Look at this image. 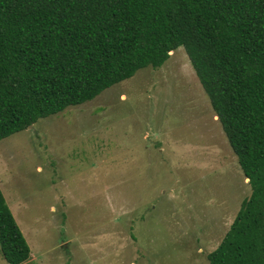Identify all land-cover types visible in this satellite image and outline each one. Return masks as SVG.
Listing matches in <instances>:
<instances>
[{"label": "rangeland", "instance_id": "1", "mask_svg": "<svg viewBox=\"0 0 264 264\" xmlns=\"http://www.w3.org/2000/svg\"><path fill=\"white\" fill-rule=\"evenodd\" d=\"M0 190L34 264H208L251 193L181 47L1 140Z\"/></svg>", "mask_w": 264, "mask_h": 264}, {"label": "trees", "instance_id": "2", "mask_svg": "<svg viewBox=\"0 0 264 264\" xmlns=\"http://www.w3.org/2000/svg\"><path fill=\"white\" fill-rule=\"evenodd\" d=\"M180 47L251 189L208 264H264V0H0V141ZM0 253L34 264L1 190Z\"/></svg>", "mask_w": 264, "mask_h": 264}, {"label": "water", "instance_id": "3", "mask_svg": "<svg viewBox=\"0 0 264 264\" xmlns=\"http://www.w3.org/2000/svg\"><path fill=\"white\" fill-rule=\"evenodd\" d=\"M170 54H171V53H170ZM31 127H32V126H29L28 129L31 128ZM247 182H248V180H247Z\"/></svg>", "mask_w": 264, "mask_h": 264}]
</instances>
